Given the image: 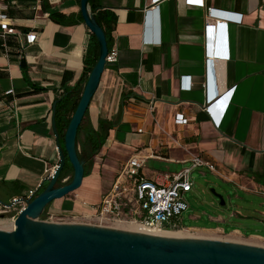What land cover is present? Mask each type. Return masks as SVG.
Returning <instances> with one entry per match:
<instances>
[{"label":"crops","instance_id":"1","mask_svg":"<svg viewBox=\"0 0 264 264\" xmlns=\"http://www.w3.org/2000/svg\"><path fill=\"white\" fill-rule=\"evenodd\" d=\"M203 1L242 15V22L208 18L206 8L186 0H94L115 17L111 49L119 57L104 70L87 124L98 131L103 122L109 129L80 199L55 200L47 212L87 211L80 202L100 201L101 170L110 175V186L133 156L146 158L142 173L150 180L177 173L198 156L235 187H264V0ZM45 3L47 12L43 0H0L18 30L37 33L36 42L22 50L10 39L8 56L0 40V185L8 188L9 200L40 188L46 171L59 164L53 105L65 88L86 84L92 33L81 0ZM50 14L73 23H57ZM184 78L191 80L190 89L183 87ZM210 78L212 91L235 87L219 128L204 111ZM178 114L186 124L176 122ZM6 218L3 229L12 230V218Z\"/></svg>","mask_w":264,"mask_h":264},{"label":"water","instance_id":"2","mask_svg":"<svg viewBox=\"0 0 264 264\" xmlns=\"http://www.w3.org/2000/svg\"><path fill=\"white\" fill-rule=\"evenodd\" d=\"M89 1L81 0V14L97 39L98 61L65 132L64 147L56 126L57 102L53 105L52 126L59 164L46 188L17 216L13 229L0 228V264H264V248L257 246L39 220L55 200L79 190L85 178L86 160L78 154L77 135L100 85L109 53L105 31L91 12ZM66 158L73 168V178L59 186ZM216 196L220 205L225 206L223 196Z\"/></svg>","mask_w":264,"mask_h":264},{"label":"built area","instance_id":"3","mask_svg":"<svg viewBox=\"0 0 264 264\" xmlns=\"http://www.w3.org/2000/svg\"><path fill=\"white\" fill-rule=\"evenodd\" d=\"M186 2L190 5L206 8L207 16L211 19L234 23H241L243 19L240 14L225 13L208 8L203 0H186ZM8 12L9 8L7 6L0 5V40L6 56L11 51L8 44L10 39L17 43L19 50L24 49L27 45H33L37 39V33L25 34L18 30L15 22L9 17ZM118 57L119 53L116 48L109 50L106 57V66L116 64ZM212 61V59L207 60L209 66ZM212 84L210 78L208 83H206L209 99L205 104L204 111L214 126L219 128L232 102L235 87L221 93L217 90L212 91ZM183 87L190 89L192 87L191 80L184 78ZM11 93L12 90L8 92V94ZM217 101L218 103L215 104ZM176 122L179 125L186 124L187 119L184 114H178ZM145 161L146 158L142 156L131 157L124 164L120 173L116 175L108 190L101 195V199L97 204H88L86 201L80 202L81 206L86 208L87 211H83L80 214H54L47 212L48 218L46 221L80 223L109 228L133 225L149 231L179 229L183 227V214L189 210L186 195L194 187L192 177L194 170L206 168L216 176L225 179L224 174L216 165L201 157L193 156L189 161L190 166L185 167L183 170L173 174H160L158 180H150L142 173ZM57 167L58 165L46 171L44 182H49L52 179ZM40 188L31 189L15 196L9 203L0 202V216H11L14 223L21 211L37 196ZM239 189L264 197V187L240 186ZM236 215L239 214H233L231 217Z\"/></svg>","mask_w":264,"mask_h":264},{"label":"rangeland","instance_id":"4","mask_svg":"<svg viewBox=\"0 0 264 264\" xmlns=\"http://www.w3.org/2000/svg\"><path fill=\"white\" fill-rule=\"evenodd\" d=\"M84 137L85 135L82 133L77 138V151L81 155L84 153ZM188 166H190V163L186 165V167ZM148 167L156 168L152 163L148 164ZM157 169L162 170L158 167ZM192 177L194 187L186 195L189 210L182 216L183 227L169 229V231L183 232L190 239L235 242L264 248V197L242 191L238 187L225 182L206 168L195 169ZM72 178L73 171L69 170L67 177L62 181L63 184H67ZM97 181L102 182V194H104L109 188L110 175L101 170L99 176H97ZM93 182L91 181V183ZM87 187V181H84L79 190L66 198L80 199V194ZM95 194L93 193L91 197H95ZM216 194L223 196L226 203L225 206L220 205V200ZM0 202H10L9 190L2 185H0ZM47 209L40 217V221L47 220ZM74 209L73 212L69 213H81L77 208ZM236 213H239V215L231 217V215ZM218 217H222L228 222L226 223L224 220L218 223L216 219ZM3 219L7 218L0 216L1 229H3V224H7V220ZM131 228L133 227L123 226L116 229L131 231L128 230ZM231 228H239L241 232L230 230ZM235 231L238 233H235Z\"/></svg>","mask_w":264,"mask_h":264},{"label":"trees","instance_id":"5","mask_svg":"<svg viewBox=\"0 0 264 264\" xmlns=\"http://www.w3.org/2000/svg\"><path fill=\"white\" fill-rule=\"evenodd\" d=\"M89 6L91 9V12L96 17L98 23L104 29L106 37H107L109 50H111V47H112L111 33L115 26L114 25L115 17L113 15L107 14L106 12H102L101 9L95 5L94 0L89 1ZM43 10L46 12L48 11V6L46 5L45 0H43ZM50 18L57 23H64V24L73 23V21H65L64 20L65 17L61 14H50ZM14 43H15L14 47H16V49L19 50L17 43L15 41ZM98 58H99V46H98L96 37L92 34L90 45H89L87 55L85 58V65H86V70L84 74L85 82H87L89 74L92 72L95 64L98 61ZM82 83L83 82H80L78 85H76L73 88H65L62 96L58 98L56 101L57 102L56 126L60 134V141L63 147H64L65 132L69 126L72 116L74 115L76 111V108L79 104V101L81 99V96L84 90ZM87 116H88V110L85 114V117L83 119L81 126L79 127L78 135H77V138L82 133H84L85 135L84 153L82 155L79 154L81 158H84L86 160L85 177L90 175L93 159L95 155L99 152L101 147L103 146L106 140L107 131L109 129L108 127L105 128L104 123L101 122L100 129L98 131L94 130L92 126L87 124ZM69 170L73 171V168L68 158H66V164H65V167L61 173V176L58 182L59 186L64 185L62 181L67 177ZM46 186H47V182H44L39 192L43 191L46 188ZM226 225L228 226V224ZM230 230H239V228H231ZM260 236H263V235H260Z\"/></svg>","mask_w":264,"mask_h":264},{"label":"bare ground","instance_id":"6","mask_svg":"<svg viewBox=\"0 0 264 264\" xmlns=\"http://www.w3.org/2000/svg\"><path fill=\"white\" fill-rule=\"evenodd\" d=\"M12 225H13L12 227H14V224H12ZM129 226L133 227L131 229H128V230H131L132 232L134 231V232H139V233L151 234V235H156V236H165V237L187 238L185 236V234H183V232H175V231H169V230H162V231L153 230V231H149V230H145L144 228L136 227V226H133V225H129ZM236 232L237 231H235V233Z\"/></svg>","mask_w":264,"mask_h":264},{"label":"clouds","instance_id":"7","mask_svg":"<svg viewBox=\"0 0 264 264\" xmlns=\"http://www.w3.org/2000/svg\"><path fill=\"white\" fill-rule=\"evenodd\" d=\"M220 99H222V98H220ZM219 101V100H218ZM218 101L215 103V104H217L218 103Z\"/></svg>","mask_w":264,"mask_h":264}]
</instances>
